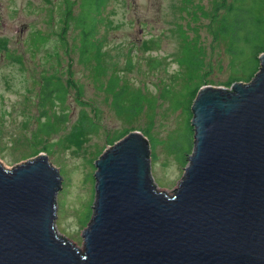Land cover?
<instances>
[{"label":"rangeland","instance_id":"rangeland-1","mask_svg":"<svg viewBox=\"0 0 264 264\" xmlns=\"http://www.w3.org/2000/svg\"><path fill=\"white\" fill-rule=\"evenodd\" d=\"M213 1L107 0L95 15L100 54L82 60L74 21L86 1L72 0L66 20L64 0H0V164L12 168L46 153L61 177L54 228L77 248H83L95 204L97 158L138 131L148 141L154 184L170 194L193 149V83L229 89L233 77L251 81V74L229 66L224 41L212 40L205 14ZM189 54L202 62L191 78L189 64L180 60ZM48 75L60 79L66 91L48 109L56 129L38 141L36 128L44 120L38 93ZM112 76L126 87L121 109L108 91ZM136 91L142 93L140 109L129 111ZM90 119L94 130L75 128Z\"/></svg>","mask_w":264,"mask_h":264},{"label":"water","instance_id":"water-1","mask_svg":"<svg viewBox=\"0 0 264 264\" xmlns=\"http://www.w3.org/2000/svg\"><path fill=\"white\" fill-rule=\"evenodd\" d=\"M230 89L202 85L194 147L167 194L132 130L94 161L95 204L83 248L54 229L61 177L46 153L0 164V264H264V52Z\"/></svg>","mask_w":264,"mask_h":264},{"label":"trees","instance_id":"trees-1","mask_svg":"<svg viewBox=\"0 0 264 264\" xmlns=\"http://www.w3.org/2000/svg\"><path fill=\"white\" fill-rule=\"evenodd\" d=\"M71 1L64 0L66 20L71 19ZM85 1V11L74 21L75 27L79 30V53L82 60L96 59L100 54V47L98 43H95V15L107 2V0ZM205 17L209 19V31L212 40L214 42L224 41V52L229 58V66L239 68L246 74H251V79H253L256 68L260 69L258 67L260 64L258 55L264 52V0H214L212 8L205 14ZM37 40H41L40 36L37 37ZM180 60L189 64L188 78L194 76V68H200L202 65L201 58L191 54L181 57ZM192 60H195L196 63H192ZM235 80H237L235 77L231 78L226 85L230 86ZM40 86L37 104L44 111L42 113L44 120L40 121L36 128L39 136L38 141L41 138L45 139L56 129V125L48 116V109L64 100L66 91L65 84L53 75L43 76ZM200 86L193 83L190 103L196 97ZM125 88L124 84L119 85L117 77H110L108 91L112 96L113 105L117 108L120 106V109L122 108L121 97L126 93ZM138 93L142 95L139 91H136L134 95L132 94L134 99H132L131 105L126 108L129 111L138 112L140 109L137 100ZM95 126L96 123L93 119L88 120L84 125L79 120L75 128L91 131L94 130ZM112 143L114 141L110 144ZM46 147L48 146L45 145L44 148Z\"/></svg>","mask_w":264,"mask_h":264},{"label":"bare ground","instance_id":"bare-ground-1","mask_svg":"<svg viewBox=\"0 0 264 264\" xmlns=\"http://www.w3.org/2000/svg\"><path fill=\"white\" fill-rule=\"evenodd\" d=\"M223 88H225V87H223ZM226 89H228V88H226ZM230 89V88H229ZM197 96V95H196ZM196 98V97H195ZM194 98V99H195ZM194 101V100H193ZM193 103V102H192ZM194 147V146H193ZM193 150V149H192ZM192 153V152H191ZM149 175H150V168H149ZM152 178V177H151ZM152 182H153V180H152ZM154 183V182H153ZM155 185V184H154ZM166 192V191H165ZM167 193V192H166ZM168 194V193H167ZM54 225H55V222H54ZM55 229V228H54ZM56 231V230H55ZM60 238H65L66 240H68V241H70L69 239H67L66 237H64V236H59ZM71 242V241H70ZM72 243V242H71ZM73 244V243H72ZM74 245V244H73ZM76 247V246H75ZM81 249V248H80Z\"/></svg>","mask_w":264,"mask_h":264}]
</instances>
